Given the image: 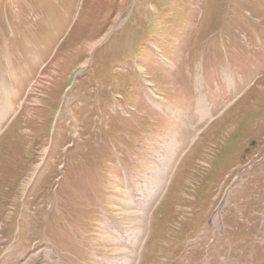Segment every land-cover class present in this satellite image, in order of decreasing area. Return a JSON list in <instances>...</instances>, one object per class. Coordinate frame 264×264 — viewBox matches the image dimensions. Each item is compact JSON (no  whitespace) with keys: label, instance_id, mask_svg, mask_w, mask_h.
Masks as SVG:
<instances>
[{"label":"rangeland","instance_id":"obj_1","mask_svg":"<svg viewBox=\"0 0 264 264\" xmlns=\"http://www.w3.org/2000/svg\"><path fill=\"white\" fill-rule=\"evenodd\" d=\"M0 264H264V0H0Z\"/></svg>","mask_w":264,"mask_h":264}]
</instances>
